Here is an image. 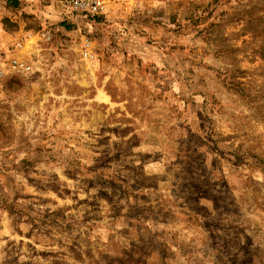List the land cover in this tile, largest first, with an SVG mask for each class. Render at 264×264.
Instances as JSON below:
<instances>
[{"label":"rangeland","instance_id":"1","mask_svg":"<svg viewBox=\"0 0 264 264\" xmlns=\"http://www.w3.org/2000/svg\"><path fill=\"white\" fill-rule=\"evenodd\" d=\"M21 31L33 37L31 70L0 82V264H162L111 227L121 201L110 180L126 176L119 167L141 141L127 144V125L141 123L126 111L171 81L184 102L176 115L197 114L189 169L226 190L236 182L264 234V0H107L91 24L63 16L59 0H0V40ZM163 244L153 246L165 264H264V240L249 263L211 259L200 242Z\"/></svg>","mask_w":264,"mask_h":264},{"label":"crops","instance_id":"2","mask_svg":"<svg viewBox=\"0 0 264 264\" xmlns=\"http://www.w3.org/2000/svg\"><path fill=\"white\" fill-rule=\"evenodd\" d=\"M83 22L91 24L95 20ZM169 87L165 84L154 86L152 97L147 100L150 106L146 104L147 101L140 102L141 107L137 110H143L144 115L150 118L163 120V125L155 122L153 125L144 124L139 121L144 115L137 111H126L128 119L141 123L139 128L134 125L133 130L127 125V144L139 135L141 141L132 144V160L129 159L131 155H128L126 166L121 163L119 167L126 168V176L110 180L112 189L118 190L116 199L121 201L120 204L115 202L112 191L111 227L116 231H128L136 247L141 240L145 263L152 259L166 263L163 251L154 248L158 245L162 249L164 241L167 251L171 248L179 251L180 247L197 246L200 242L212 252L211 255L209 252L204 253L210 255L211 259L221 255L229 263L259 260L255 255L261 254H257L256 249L262 253L264 234L256 217L247 214L245 200L241 197L244 190L231 180L230 184H226L230 190L223 187L225 182H222L223 186H218L220 182L211 185L206 178L198 173L193 174V170L189 169L194 161L190 153L193 140L187 139V136H198L199 131L193 126L197 123V114L189 111L177 116L178 107L174 106L182 108L184 102L182 95L174 92L178 90L179 84L171 81ZM109 98L110 103L115 104L113 97ZM182 118L188 120L190 126H184ZM116 131L118 129L112 128L111 134H116ZM112 150L115 148L112 147ZM195 151H200L197 145ZM223 195H227V199L221 197ZM135 234L141 238L137 239ZM176 257L179 260L192 258L181 252Z\"/></svg>","mask_w":264,"mask_h":264},{"label":"built area","instance_id":"3","mask_svg":"<svg viewBox=\"0 0 264 264\" xmlns=\"http://www.w3.org/2000/svg\"><path fill=\"white\" fill-rule=\"evenodd\" d=\"M65 15L81 21H94L106 13L107 0H59ZM32 36L24 31L15 34V38L9 42L0 40V82L11 74L28 72L31 70L29 64V46ZM43 39L51 41V32H45ZM83 56L89 60L94 57L93 44L87 39L84 41Z\"/></svg>","mask_w":264,"mask_h":264},{"label":"trees","instance_id":"4","mask_svg":"<svg viewBox=\"0 0 264 264\" xmlns=\"http://www.w3.org/2000/svg\"><path fill=\"white\" fill-rule=\"evenodd\" d=\"M10 1V0H9ZM16 4H17V2H16Z\"/></svg>","mask_w":264,"mask_h":264}]
</instances>
